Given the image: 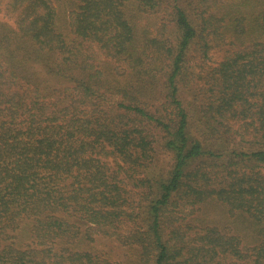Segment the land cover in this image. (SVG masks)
Returning <instances> with one entry per match:
<instances>
[{"label": "trees", "instance_id": "1", "mask_svg": "<svg viewBox=\"0 0 264 264\" xmlns=\"http://www.w3.org/2000/svg\"><path fill=\"white\" fill-rule=\"evenodd\" d=\"M0 5V264H125L86 227L137 264H264V0Z\"/></svg>", "mask_w": 264, "mask_h": 264}, {"label": "rangeland", "instance_id": "2", "mask_svg": "<svg viewBox=\"0 0 264 264\" xmlns=\"http://www.w3.org/2000/svg\"><path fill=\"white\" fill-rule=\"evenodd\" d=\"M165 13H163V16L165 18ZM162 19V16H161ZM165 20V19H164ZM0 21H4L9 23L10 25H14V20L13 18L8 15L4 5L3 7H1L0 5ZM160 20H158L159 23ZM229 48L228 47H220V48H216L214 49L211 54H210V59L206 60V63L208 64H212L215 65L216 63L221 62L224 59V56L227 55L226 50ZM200 56V55H199ZM198 56V52H194L191 55V61L193 64V67L195 68V72L197 74H200L203 72V74L205 75V70L207 69V67L202 66L201 64L203 63L201 58H199ZM101 66L104 67H110L112 69L118 68L120 69L121 67L124 68L123 66H121L118 62L107 58L105 56H101L100 61L98 62ZM160 90V89H158ZM111 93H113L111 91ZM184 98L188 100V102L190 103V98H191V94L189 93V91L186 89L184 91L183 94ZM109 97L112 99L113 103L118 101L120 99V97L117 94H109ZM152 103L158 102V100H154L151 99ZM161 130L158 129V138L161 137L160 134ZM158 161H160V163L163 164H168L169 166L171 165L172 161H173V156L170 152H168L167 150H165L163 147H159L158 148ZM191 210V209H190ZM190 210H187V213L190 212ZM191 215V219L196 218L195 220H197V222H204L205 224H209V225H213V226H218L220 228H222L223 230H225L227 227L231 226L233 224V227L240 232V225H236L233 223V219L230 218L229 215V211L228 209L217 203V202H210L208 203L206 206H203L200 210H197L194 214H190ZM87 230V236H89V238H91L90 234H93V240L94 241H89L87 240L85 242V247L87 249L93 250L95 252H99V253H108L111 255V257L113 258V260L116 262H124L125 264H132V262L135 261L136 262V255L134 256L130 245L125 244V240H118L115 237H111V236H106L104 234L101 233H94L92 230L91 232H88V228L86 227ZM244 230V229H243ZM128 229L125 227L124 232L127 233ZM250 233V239H249V244L248 247L255 245L256 239L254 236V233L252 231H249ZM90 233V234H89ZM133 256V258H132ZM152 262V261H151Z\"/></svg>", "mask_w": 264, "mask_h": 264}]
</instances>
